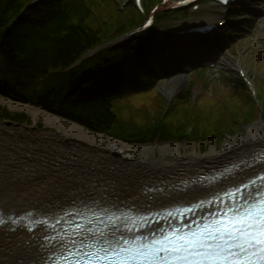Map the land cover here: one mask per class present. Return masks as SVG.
<instances>
[{
	"label": "bare ground",
	"instance_id": "bare-ground-1",
	"mask_svg": "<svg viewBox=\"0 0 264 264\" xmlns=\"http://www.w3.org/2000/svg\"><path fill=\"white\" fill-rule=\"evenodd\" d=\"M181 78L177 75L170 79L171 91L180 85ZM0 103L12 110H24L36 120L34 126L0 120V143L8 141L4 145L18 146L24 161L32 167L38 165V173L25 171L24 183L9 184L10 176L0 172V210L4 217L13 214L18 219L34 213L19 224L9 222L0 227V264L48 262L59 249L69 247L72 239L79 241L87 235L77 233L78 227L89 232L118 229L117 235L122 232L125 236L158 233L173 223L199 218L226 201L225 197L205 200L204 205L195 208L202 211L194 218L179 211L183 204L221 193L264 170V132L256 128L244 131L219 152H208L201 158L190 154L152 160L147 157V147L141 151L114 142L70 120L2 95ZM40 117L57 130L36 128ZM4 162H12V167L17 163L11 157L3 158ZM262 186L264 180L254 187L255 191ZM68 212H87V219L66 230L68 217L53 218Z\"/></svg>",
	"mask_w": 264,
	"mask_h": 264
},
{
	"label": "trees",
	"instance_id": "trees-1",
	"mask_svg": "<svg viewBox=\"0 0 264 264\" xmlns=\"http://www.w3.org/2000/svg\"><path fill=\"white\" fill-rule=\"evenodd\" d=\"M25 1L0 0V95L39 106L89 131L140 143L155 138H186L184 130L189 124L190 137L196 138L200 130L201 136L213 134L221 143L224 136H232L243 124L258 117L264 121V71L258 77L262 108L252 103L242 85L225 94L215 92L196 103L190 98H177L169 111L164 110L163 99L155 92L110 100V92L122 81V67L117 62L121 56L119 46L102 48L70 65L109 40L112 27L123 18L118 5L114 1L90 0L92 10L69 6L37 23L33 16L39 15L43 4L20 14ZM125 11L128 20L138 19L132 5L125 6ZM132 67L138 69L134 64ZM216 108L224 115L217 116ZM10 114L0 105V117L30 122L25 113L14 117Z\"/></svg>",
	"mask_w": 264,
	"mask_h": 264
},
{
	"label": "snow or ice",
	"instance_id": "snow-or-ice-1",
	"mask_svg": "<svg viewBox=\"0 0 264 264\" xmlns=\"http://www.w3.org/2000/svg\"><path fill=\"white\" fill-rule=\"evenodd\" d=\"M229 195L230 206L198 221L187 232L183 228L159 229L158 233L129 237L122 232L117 235L118 229L89 232L78 227L77 233L87 235L79 241L72 239L71 247L65 246L53 264H264V186L247 195L241 192L240 201ZM33 215L29 212L6 219L0 210V227L19 224Z\"/></svg>",
	"mask_w": 264,
	"mask_h": 264
},
{
	"label": "rangeland",
	"instance_id": "rangeland-1",
	"mask_svg": "<svg viewBox=\"0 0 264 264\" xmlns=\"http://www.w3.org/2000/svg\"><path fill=\"white\" fill-rule=\"evenodd\" d=\"M245 41L243 43V40L239 43L243 44L240 45L239 47L237 46L236 49H234V47L232 49H230L225 55H224V59L226 61L225 64L227 65H232L233 61L235 60L236 56H240L242 57L243 63L244 65L250 70V73L252 76H256L259 77L262 75V69L264 68V58H261V55L264 56V54L262 52H253L250 53L248 51L249 47L246 45ZM264 70V69H263ZM188 82V77L186 75H182L181 78V82L179 86L173 87V90L171 91V84L169 82H163L159 85L156 86V91H158L159 93H162L165 97H167V94L171 92L172 95L175 93L176 96H178V94L180 92L183 91V89L186 87V84ZM166 83V84H165ZM195 92H199L200 94L202 93V87L201 84L198 83L194 86L193 90ZM176 96L175 98L172 100V104L170 105L171 107H173L174 102L176 101ZM204 97L206 96H211V90H209L208 92H205V94L203 95ZM208 98V97H206ZM199 101V100H197ZM197 101H194V103H196ZM258 101L260 102L261 100L258 99ZM1 106H5V108H7V110H9L11 112V116H15L16 113H25L28 118L30 119V122L28 123H24V122H19L16 121L14 119H11V117H0L1 121H7L10 122L12 124L15 125H20V126H34L35 125V119L33 117L30 116V114H28L26 111L24 110H12L9 109V107H7L6 105L0 103ZM31 105V104H28ZM256 106L262 108V103L261 106L255 104ZM33 106V105H31ZM170 106H167V108H165L166 110H170ZM34 108H37L39 110H43L46 111L40 107L37 106H33ZM151 113L153 112L152 109ZM215 112L217 114V116H222L224 114H221L220 110L218 108L215 109ZM52 114V113H51ZM198 114H201L200 112H198ZM56 115V114H54ZM58 116V115H57ZM124 118L127 116L126 112L125 114L122 115ZM60 117V116H59ZM172 119L174 120V117H172ZM36 128L38 129H45V130H57L54 127L48 126L45 124V122L43 121L42 117H40V119L37 122V126ZM252 128H256L257 131L261 130L264 132V121L261 120L260 117H258L257 119H255L254 121L250 122V123H245L243 124V126L241 127V129L236 132L235 134H233L232 136L226 135L223 137V141L221 143H218L216 140V136L213 134H209L206 136H201V132L200 130H197V137L196 138H177L176 136L173 137V139H154L151 142H135V141H131L129 139H125L124 137H119L117 135H107L105 133H98V134H102L104 135V138L106 137L107 139H110L114 142H120L124 145H127L128 147H137L139 148L141 151L144 148H149V151L147 153V157L155 160L156 158H161V160H165V159H173L175 157H180L183 155H198L201 157H204L205 155H207L208 152H212L216 153L219 152V150L228 142L236 139L237 137H240L242 135V133L244 131H248L251 130ZM95 133V132H94ZM201 138H203L204 140H201ZM106 140V139H105ZM121 148V147H120ZM119 147H117L118 151H122ZM164 154H166V157H164ZM25 180H20L17 183L23 182L24 183ZM26 204V203H25ZM13 217V214L11 215Z\"/></svg>",
	"mask_w": 264,
	"mask_h": 264
},
{
	"label": "water",
	"instance_id": "water-1",
	"mask_svg": "<svg viewBox=\"0 0 264 264\" xmlns=\"http://www.w3.org/2000/svg\"><path fill=\"white\" fill-rule=\"evenodd\" d=\"M1 134H2V132H1ZM0 137H2V135H0ZM0 140H1V138H0ZM4 144H8V141H4V142L0 143V149H1V152H0L1 153L0 154V172L4 173L5 175L10 176L9 184L14 182V181H16V182H19L20 180L26 181V178H24V176L27 175V174H25V171H27V173H30V172L38 173L36 171L38 168V165L32 167L30 162L24 161L20 152L17 150L18 146L12 147L11 145L7 146ZM10 151H12L15 154V156L12 155L10 153ZM17 155H19V156H17ZM5 157H11V158L15 159L17 161L16 166L12 167V165H10V163H12V162H4L3 163V158H5ZM34 175H36V174H34Z\"/></svg>",
	"mask_w": 264,
	"mask_h": 264
}]
</instances>
